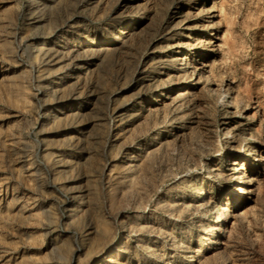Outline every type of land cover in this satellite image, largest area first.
Wrapping results in <instances>:
<instances>
[{"label": "rangeland", "instance_id": "rangeland-1", "mask_svg": "<svg viewBox=\"0 0 264 264\" xmlns=\"http://www.w3.org/2000/svg\"><path fill=\"white\" fill-rule=\"evenodd\" d=\"M0 264H264V0H0Z\"/></svg>", "mask_w": 264, "mask_h": 264}, {"label": "bare ground", "instance_id": "bare-ground-1", "mask_svg": "<svg viewBox=\"0 0 264 264\" xmlns=\"http://www.w3.org/2000/svg\"><path fill=\"white\" fill-rule=\"evenodd\" d=\"M188 64V62H185V66H188L189 67V65H187ZM191 67V66H190ZM179 68H183V67H179ZM196 70V69H195ZM236 163V162H235ZM111 245H112V242L111 243H109L105 248H104V250H103V252L104 251H106V250H108L110 247H111ZM109 262H115V263H117L116 261H117V259H114V258H111V257H109L108 259H107Z\"/></svg>", "mask_w": 264, "mask_h": 264}]
</instances>
